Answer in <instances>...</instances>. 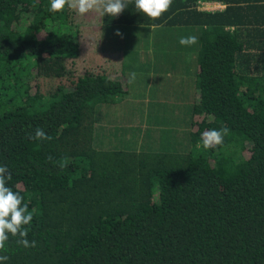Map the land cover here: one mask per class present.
Instances as JSON below:
<instances>
[{
    "label": "trees",
    "instance_id": "1",
    "mask_svg": "<svg viewBox=\"0 0 264 264\" xmlns=\"http://www.w3.org/2000/svg\"><path fill=\"white\" fill-rule=\"evenodd\" d=\"M205 1L224 8L199 10ZM125 2L118 17L91 19L67 6L53 13L51 0H0V165L29 205L36 242L9 236L0 255L5 264H264V0H173L155 21ZM124 25L198 33L187 48L198 64L185 94L189 149L101 145L113 129L108 107L129 90L121 45L105 43L122 29L110 26ZM74 56L85 71L67 87L63 63ZM38 127L50 139H31ZM222 127L223 144L204 149L202 133Z\"/></svg>",
    "mask_w": 264,
    "mask_h": 264
},
{
    "label": "rangeland",
    "instance_id": "2",
    "mask_svg": "<svg viewBox=\"0 0 264 264\" xmlns=\"http://www.w3.org/2000/svg\"><path fill=\"white\" fill-rule=\"evenodd\" d=\"M91 13L93 16L88 17L91 19L99 14ZM121 28L122 35L116 36L115 42L118 46L121 45L119 51L123 52L124 78L129 90L121 98V103L116 101L108 107L110 112L106 122H111L113 129L101 145L105 148H136L139 151H178L184 147L189 149L190 101L186 100L185 94L193 83L198 65L197 62L194 63V51L190 49L183 53L181 47L174 45L167 28H164L165 31L158 30L159 37L150 29L145 34L146 29L143 27L124 25ZM132 35L135 39L130 37ZM160 39L164 42H160ZM86 56L88 59V51ZM71 58L72 61L63 63L69 70L61 78L67 87L69 78L76 79L85 71L84 68L81 69L79 57ZM131 72L136 73L133 83H129ZM52 99H41V108ZM130 116L134 118L131 119ZM102 135L98 128L97 138L101 140ZM194 150L199 151L196 148Z\"/></svg>",
    "mask_w": 264,
    "mask_h": 264
},
{
    "label": "clouds",
    "instance_id": "3",
    "mask_svg": "<svg viewBox=\"0 0 264 264\" xmlns=\"http://www.w3.org/2000/svg\"><path fill=\"white\" fill-rule=\"evenodd\" d=\"M173 0H135V9L147 18L155 21L160 19L166 13ZM65 6L72 9L79 16H85L91 12H98L101 15L116 18L127 8L125 0H51L50 11L53 13L61 12ZM117 36L122 34L117 31ZM198 38L195 35L181 37L179 43L184 46L196 44ZM136 79V73H129V83ZM230 129L222 127L221 129L206 130L201 135V144L204 149H215L224 142V137L229 135ZM30 138L36 141H45L50 139L42 128H37ZM52 160L51 156L47 157ZM11 180L9 169L0 165V252L6 251V242L9 236L18 237L17 243L24 248H35L36 242L29 241L28 226L33 220V214L29 211L28 203L24 202V197L18 191L8 187V181ZM8 260L7 255H0V264H5Z\"/></svg>",
    "mask_w": 264,
    "mask_h": 264
},
{
    "label": "crops",
    "instance_id": "4",
    "mask_svg": "<svg viewBox=\"0 0 264 264\" xmlns=\"http://www.w3.org/2000/svg\"><path fill=\"white\" fill-rule=\"evenodd\" d=\"M224 8V4H222V3H220V2H216V1H214V2H201L200 4H199V6H198V9L199 10H206V11H214V10H221V9H223ZM115 27H118V29L120 28V27H122V26H110V28H108V29H110V30H108V33H111V32H114V31H116L117 29L115 28ZM157 28H150V30H152V31H154V30H156ZM160 29V28H159ZM168 29V33H169V36L171 37V40L172 41H174V45L175 46H178V47H181L183 50H182V52L183 53H186L185 51L186 50H188L187 48H189V47H191V48H193L194 47V45H191V46H184V45H181L180 43H179V38L180 37H187V36H190V34L189 33H191V32H193V31H195V30H191V29H189V31H188V29H181V31L179 32L178 30V28L177 27H175V28H173L172 30H170L169 28H167ZM149 31H147V30H145V34L146 33H148ZM196 32V31H195ZM113 34V33H112ZM112 34H110V35H112ZM196 34L198 35V33L196 32ZM105 36V43H106V46L108 47V48H113V47H115V45H114V40H116V38L115 37H113V36ZM180 35V36H179ZM195 35V34H194ZM104 37H103V34L101 35V38H100V40H102ZM128 53H129V51H128ZM197 62V59H196V61L194 62V63H196ZM196 69V68H195ZM195 73V72H194ZM193 77H195V75H193ZM193 77L191 78V80L193 79ZM193 84V83H192ZM192 84H191V87H190V89L192 88Z\"/></svg>",
    "mask_w": 264,
    "mask_h": 264
}]
</instances>
